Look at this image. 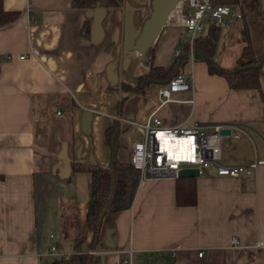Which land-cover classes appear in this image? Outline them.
Instances as JSON below:
<instances>
[{"label":"crops","instance_id":"1","mask_svg":"<svg viewBox=\"0 0 264 264\" xmlns=\"http://www.w3.org/2000/svg\"><path fill=\"white\" fill-rule=\"evenodd\" d=\"M149 1L81 9L71 0H0L1 11L15 15L0 25V264H51L74 251L116 264L128 250L133 261L154 264H264V246H254L264 245V58L257 88L230 90L193 53L179 67L188 91L158 106L160 85L150 84L143 95H126L117 114L119 84H130L142 64L147 68L145 59L123 54ZM178 33L176 26L161 28L150 47L152 66H169ZM240 47L225 57L227 65L213 62L231 69ZM151 112L164 126L187 119L203 128L235 127L239 132L220 139L218 164L260 163L236 178L216 176L211 167L180 178L193 186V204H175L174 179L137 180L130 206L105 213L90 246L91 175L72 169L107 167L106 128L118 122L120 149L122 132L134 134L130 124ZM114 158L129 160L119 150ZM76 234L80 243L72 248Z\"/></svg>","mask_w":264,"mask_h":264},{"label":"built area","instance_id":"2","mask_svg":"<svg viewBox=\"0 0 264 264\" xmlns=\"http://www.w3.org/2000/svg\"><path fill=\"white\" fill-rule=\"evenodd\" d=\"M173 9L174 13L171 16L168 14L164 23L179 28L178 39L171 52L172 57H177L180 47L185 44L186 60L189 63L193 60L192 43L195 37L201 35L209 26L217 28L219 32L228 31L241 19L237 7L219 3L218 0H178ZM183 34L184 39L181 37ZM189 88V82H185L181 73L174 74L166 84L159 86L156 92L158 106L171 102L170 95L174 92L188 91ZM130 128L138 135V139L131 142L128 163L138 173L139 181L148 175L155 176L153 178L176 179L177 171L183 168H193L200 175L208 167L215 171L216 176L236 178L240 174L250 173L260 163H251L247 167L218 164L222 138L218 131L224 128L230 134L236 128L229 125H210L203 128L194 123L189 124L185 119L175 126H164L151 112L143 122L131 123ZM236 131L239 132L238 129ZM162 141L166 142V146ZM229 243L231 246L236 245L234 239H230ZM254 246L261 248L264 245L256 241ZM130 252L126 251L125 257L116 264H154L153 261L135 262ZM48 253L55 254L53 246L48 247ZM201 254L202 252H197L196 256L200 257ZM66 257L63 255L61 259Z\"/></svg>","mask_w":264,"mask_h":264},{"label":"trees","instance_id":"3","mask_svg":"<svg viewBox=\"0 0 264 264\" xmlns=\"http://www.w3.org/2000/svg\"><path fill=\"white\" fill-rule=\"evenodd\" d=\"M228 0H218L219 3L232 5L226 2ZM122 0H71L70 4L74 8H102L116 7L121 4ZM234 2V1H233ZM238 8V7H237ZM238 11L241 14L240 9ZM15 17L14 13H5L0 8V25L10 22ZM219 30L208 27L201 35L195 37L192 43V53L195 54L199 61L205 63L207 73L210 75L220 76L226 82L230 90H248L255 89L258 86V77L261 75V61L264 58V46L258 56L253 55L248 40L241 41L242 46L239 49L237 57L234 59L231 69H224L213 62L214 50L217 45ZM247 37L244 36V39ZM152 49H148L147 72L143 76H137L135 85L130 88L120 83L119 88L123 92L116 103V113L118 114L122 102L126 95L139 94L143 95L150 84L157 86L164 85L176 73L180 72V66L186 58L185 44L179 49V55L173 57L169 66L165 69L160 66L151 65L153 58ZM125 95V96H124ZM119 134L118 122L106 128L103 134L104 143L109 149L110 163L107 167H97L90 163L79 164L72 170H85L91 175V186L89 193L88 208L85 214L86 229L91 233L90 246L97 234L100 219L105 213H114L126 209L131 204V199L138 180V174L132 170L128 162L117 163L115 154L118 148L117 138ZM175 194L174 201L176 205L193 204V186L186 183L184 179H174ZM183 182V183H182ZM66 220H62V230L65 227ZM80 243L78 234L73 238L72 248ZM75 250V249H74ZM97 257L90 253H76L75 251L62 260L52 261L51 264H97Z\"/></svg>","mask_w":264,"mask_h":264},{"label":"rangeland","instance_id":"4","mask_svg":"<svg viewBox=\"0 0 264 264\" xmlns=\"http://www.w3.org/2000/svg\"><path fill=\"white\" fill-rule=\"evenodd\" d=\"M226 2L233 3L236 7L240 9L241 19L238 21L237 24L232 25L231 29L226 31L227 33L218 34L219 38L214 50V57L216 58V60L220 61V63L224 65H227L224 63L225 57H230L233 55V52H235L234 54L238 52L237 50L242 44L241 41L245 42L246 40H248V43L250 45L251 50L253 51L254 56H258L262 51V47L264 46V0H228ZM147 6L150 8V1L148 2ZM244 36L247 38L244 39ZM181 37L184 39V34ZM147 51L144 52L143 59L147 58ZM123 55L124 58H126V52ZM144 67L145 65L142 64V69ZM142 69H137L136 71H134V73L140 72V75L138 76H143L144 73H146L148 70L147 68H144V73H142ZM136 77L137 76H135V78L133 77L134 79L130 84H123H126L129 88L131 86H134ZM122 134V137H124L121 141L122 147L118 149L120 145L117 143V151H121V158L124 159L128 158V150L129 147H131L130 142L132 141V139H136L137 136H135V133L133 134L132 132L130 134L127 129H125ZM126 135H128V140L125 139ZM73 166L74 165L70 164V168H72Z\"/></svg>","mask_w":264,"mask_h":264},{"label":"water","instance_id":"5","mask_svg":"<svg viewBox=\"0 0 264 264\" xmlns=\"http://www.w3.org/2000/svg\"><path fill=\"white\" fill-rule=\"evenodd\" d=\"M178 0H151L150 1V12L147 17L142 21L138 33L134 38H131L130 42L126 47V57L137 55L143 58L144 52L147 51L156 41V37L160 32L161 28L165 25V19L168 14L173 10L174 5ZM94 26L97 25V20L94 21ZM227 129L220 128L218 135H228ZM148 177L153 178L155 176H144L145 179ZM197 177V171L193 168L179 169L177 171L176 178H195Z\"/></svg>","mask_w":264,"mask_h":264},{"label":"bare ground","instance_id":"6","mask_svg":"<svg viewBox=\"0 0 264 264\" xmlns=\"http://www.w3.org/2000/svg\"><path fill=\"white\" fill-rule=\"evenodd\" d=\"M174 13V9L169 13V16H171L172 14ZM163 142V145L166 146V142L162 141Z\"/></svg>","mask_w":264,"mask_h":264}]
</instances>
